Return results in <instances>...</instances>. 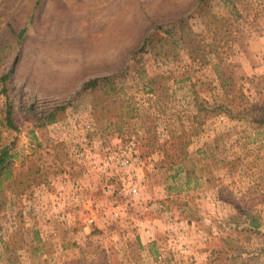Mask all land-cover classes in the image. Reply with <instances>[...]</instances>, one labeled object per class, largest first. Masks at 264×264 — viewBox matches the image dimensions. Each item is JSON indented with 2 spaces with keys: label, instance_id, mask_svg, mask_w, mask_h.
I'll return each mask as SVG.
<instances>
[{
  "label": "rangeland",
  "instance_id": "rangeland-1",
  "mask_svg": "<svg viewBox=\"0 0 264 264\" xmlns=\"http://www.w3.org/2000/svg\"><path fill=\"white\" fill-rule=\"evenodd\" d=\"M3 147L0 264H264V0H0Z\"/></svg>",
  "mask_w": 264,
  "mask_h": 264
},
{
  "label": "trees",
  "instance_id": "trees-1",
  "mask_svg": "<svg viewBox=\"0 0 264 264\" xmlns=\"http://www.w3.org/2000/svg\"><path fill=\"white\" fill-rule=\"evenodd\" d=\"M97 81V79H93L88 81L86 84H93ZM10 113H8L7 117L9 118ZM9 124H11L10 120L8 121ZM8 147H3L0 149V180L3 178V176L6 174L7 172V165H8ZM254 224V220L251 221Z\"/></svg>",
  "mask_w": 264,
  "mask_h": 264
}]
</instances>
